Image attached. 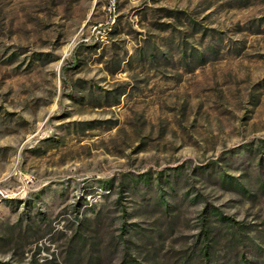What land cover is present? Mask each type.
I'll return each instance as SVG.
<instances>
[{
	"label": "rangeland",
	"instance_id": "rangeland-1",
	"mask_svg": "<svg viewBox=\"0 0 264 264\" xmlns=\"http://www.w3.org/2000/svg\"><path fill=\"white\" fill-rule=\"evenodd\" d=\"M264 264V0H0V264Z\"/></svg>",
	"mask_w": 264,
	"mask_h": 264
},
{
	"label": "built area",
	"instance_id": "built-area-1",
	"mask_svg": "<svg viewBox=\"0 0 264 264\" xmlns=\"http://www.w3.org/2000/svg\"><path fill=\"white\" fill-rule=\"evenodd\" d=\"M108 2H109V7L115 10L117 6V0H108Z\"/></svg>",
	"mask_w": 264,
	"mask_h": 264
},
{
	"label": "trees",
	"instance_id": "trees-1",
	"mask_svg": "<svg viewBox=\"0 0 264 264\" xmlns=\"http://www.w3.org/2000/svg\"><path fill=\"white\" fill-rule=\"evenodd\" d=\"M122 264H132V263H130L128 260H124V262H122Z\"/></svg>",
	"mask_w": 264,
	"mask_h": 264
}]
</instances>
